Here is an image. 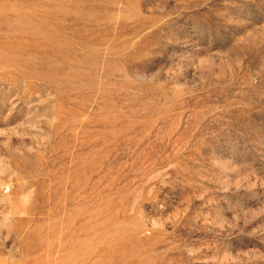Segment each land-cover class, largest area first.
I'll list each match as a JSON object with an SVG mask.
<instances>
[{
    "label": "rangeland",
    "instance_id": "obj_1",
    "mask_svg": "<svg viewBox=\"0 0 264 264\" xmlns=\"http://www.w3.org/2000/svg\"><path fill=\"white\" fill-rule=\"evenodd\" d=\"M0 264H264V0H0Z\"/></svg>",
    "mask_w": 264,
    "mask_h": 264
},
{
    "label": "bare ground",
    "instance_id": "obj_2",
    "mask_svg": "<svg viewBox=\"0 0 264 264\" xmlns=\"http://www.w3.org/2000/svg\"><path fill=\"white\" fill-rule=\"evenodd\" d=\"M45 17V16H44ZM52 22V21H51ZM40 26V25H39ZM42 30V29H41ZM24 38V37H23ZM33 40H35V38L33 39ZM6 51V50H5Z\"/></svg>",
    "mask_w": 264,
    "mask_h": 264
},
{
    "label": "built area",
    "instance_id": "obj_3",
    "mask_svg": "<svg viewBox=\"0 0 264 264\" xmlns=\"http://www.w3.org/2000/svg\"><path fill=\"white\" fill-rule=\"evenodd\" d=\"M6 191H8V189H6Z\"/></svg>",
    "mask_w": 264,
    "mask_h": 264
}]
</instances>
